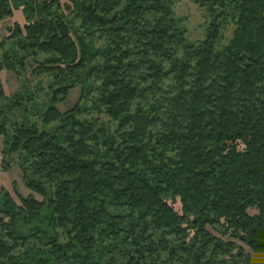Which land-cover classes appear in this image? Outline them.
I'll return each instance as SVG.
<instances>
[{
    "label": "trees",
    "instance_id": "1",
    "mask_svg": "<svg viewBox=\"0 0 264 264\" xmlns=\"http://www.w3.org/2000/svg\"><path fill=\"white\" fill-rule=\"evenodd\" d=\"M175 1L0 0V22L26 21L0 43L19 46L0 74L33 60L32 76L57 80L41 130L27 108L10 119L35 104L30 85L10 100L0 81L5 152L42 199L0 190V264H264V0H194L210 19L196 44ZM76 85L90 107L61 114Z\"/></svg>",
    "mask_w": 264,
    "mask_h": 264
},
{
    "label": "rangeland",
    "instance_id": "2",
    "mask_svg": "<svg viewBox=\"0 0 264 264\" xmlns=\"http://www.w3.org/2000/svg\"><path fill=\"white\" fill-rule=\"evenodd\" d=\"M173 11L175 17L181 21V26L186 30V40L189 43L196 44L205 38L208 26L210 24V19L205 9H203L194 0H176L173 4ZM15 24H18L21 27L26 25L22 11H16L13 18H7L0 22V43L10 36L9 29H13ZM234 31L235 26L233 22L229 21L227 24H225L224 30L222 32L221 47L227 46L230 43V41L233 39ZM97 44L100 45L99 42H97ZM17 50H19L18 44L8 42L0 51V61H2L4 54ZM47 58L48 57L45 56H43V58L39 57V61H44ZM34 67L35 63L33 60H29L25 71L22 72L20 77L15 73L3 71L0 74V81L3 85L5 96L10 100H13L15 96L20 94L26 82L30 85L35 97V104L17 105L15 107V111L11 114L10 119L13 120L14 123L21 122V115L24 112L23 108H27L29 122L31 124H37L38 129L41 130V114L48 106L51 97L49 87L54 83H57V80L52 76H44L42 78H36L32 76L31 73ZM38 85H40V88L36 90ZM82 92L83 87L76 85L75 88L68 93L66 99L57 105L58 111L61 114H65L75 109L77 106L82 107L85 103L88 105V107H90V102H86L87 99L83 98ZM7 101V99L0 101V107H3L6 112L10 108V103ZM88 112L89 113H86L84 116H82V120L87 119L95 121L98 125L97 129L109 130V135L116 132L118 123H115L113 120H111L109 115H106L104 112L97 113L91 110ZM10 130L13 133L12 127ZM5 141L6 140L3 137H0V190L8 192L16 201V203H20L18 198L19 196L22 198H27L30 195H33L36 200L42 201L39 196L32 194L25 187L22 180V172L19 167V164L22 163L23 158L21 155L17 154L8 155L5 152ZM155 141L156 138H154L152 141L151 147L155 146ZM173 206L176 211L181 212L180 203L174 204ZM251 212L252 214H256L255 211ZM209 230L212 234L219 237L217 234L218 232L214 231L213 229ZM236 243L241 245L238 242ZM246 251L250 252L247 248ZM103 256L106 264H121L122 262L119 255H115L113 258V256L105 252ZM254 261L255 260L253 258L252 264H255Z\"/></svg>",
    "mask_w": 264,
    "mask_h": 264
}]
</instances>
